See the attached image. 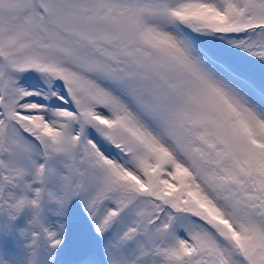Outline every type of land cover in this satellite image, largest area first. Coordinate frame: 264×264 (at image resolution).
<instances>
[{"label": "snow or ice", "instance_id": "obj_1", "mask_svg": "<svg viewBox=\"0 0 264 264\" xmlns=\"http://www.w3.org/2000/svg\"><path fill=\"white\" fill-rule=\"evenodd\" d=\"M74 201L103 264H264V0H0V264Z\"/></svg>", "mask_w": 264, "mask_h": 264}, {"label": "rangeland", "instance_id": "obj_2", "mask_svg": "<svg viewBox=\"0 0 264 264\" xmlns=\"http://www.w3.org/2000/svg\"><path fill=\"white\" fill-rule=\"evenodd\" d=\"M72 218V228L68 234V246L62 253L61 259L63 264H74V261L82 252H93L100 258L103 264V254L91 234V228L86 220L79 201H74L69 209ZM19 224L23 226L24 220L21 219ZM2 254L16 264V257L20 255V250L11 238L3 242Z\"/></svg>", "mask_w": 264, "mask_h": 264}]
</instances>
